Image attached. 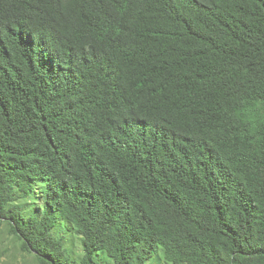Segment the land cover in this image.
<instances>
[{"label":"trees","instance_id":"obj_1","mask_svg":"<svg viewBox=\"0 0 264 264\" xmlns=\"http://www.w3.org/2000/svg\"><path fill=\"white\" fill-rule=\"evenodd\" d=\"M0 227L33 264H264V0H0Z\"/></svg>","mask_w":264,"mask_h":264},{"label":"rangeland","instance_id":"obj_2","mask_svg":"<svg viewBox=\"0 0 264 264\" xmlns=\"http://www.w3.org/2000/svg\"><path fill=\"white\" fill-rule=\"evenodd\" d=\"M68 245L70 250L77 256L80 253L79 240L68 236ZM0 264H33L31 258L20 252L17 243L9 239L4 228L0 227ZM149 264H166L158 255L153 262Z\"/></svg>","mask_w":264,"mask_h":264}]
</instances>
